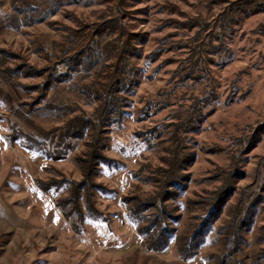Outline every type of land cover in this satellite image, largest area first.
Segmentation results:
<instances>
[{
  "label": "rangeland",
  "instance_id": "obj_1",
  "mask_svg": "<svg viewBox=\"0 0 264 264\" xmlns=\"http://www.w3.org/2000/svg\"><path fill=\"white\" fill-rule=\"evenodd\" d=\"M234 1L121 0L141 56L125 62L117 109L94 132L87 120L97 121L116 34L96 38L88 65L40 104L22 88L39 80L9 70L54 62L78 24L120 15L116 1L0 0V49L17 55H0V264H212L230 228L241 258L264 249V11L237 12ZM94 140L107 161L89 168V202L69 182L84 179ZM169 180L174 237L154 251L138 230L153 210L134 214L124 200L156 198ZM39 181L58 183L44 192ZM225 186L220 217L184 258Z\"/></svg>",
  "mask_w": 264,
  "mask_h": 264
},
{
  "label": "trees",
  "instance_id": "obj_2",
  "mask_svg": "<svg viewBox=\"0 0 264 264\" xmlns=\"http://www.w3.org/2000/svg\"><path fill=\"white\" fill-rule=\"evenodd\" d=\"M115 1L118 12L119 14L121 12V14L117 17L94 23L91 26L78 24L76 29L70 30V35L75 42L74 46L67 51H61L54 62H49L47 65L38 68L23 61L9 70V72L15 76L39 80L38 83L23 85L22 88L27 93H35L36 97H34V104H40L46 99L48 91L57 84L63 82L67 78L69 72L78 70L81 66L88 65L92 57V52H97L96 38L116 34L119 39V44L116 45L115 50L112 52L111 63L108 65L107 73L105 74L106 82L101 91L96 92L95 100L98 102V106L96 108L95 117L97 121L92 122L91 120H87V123L90 124L94 132L99 130L100 121L117 109L116 94L123 86L125 62L129 58H140L141 56L138 49L134 47V40H138L139 35L133 33L128 25L124 23V14H122L123 12L120 9L121 0ZM229 7L237 12H245L247 14L260 13L264 11V0H237L231 2ZM0 55L10 59L17 58L15 57L17 55L14 53L3 49H0ZM58 66H61L62 70ZM96 161L103 163L106 162L107 159L98 153L97 142L94 140V143H92V151L88 154L86 159L82 160L87 168L84 179L81 182H69L73 185V196L75 192L85 187L88 191L87 200H90L89 188L91 183L89 179V168ZM57 183L56 181H51L49 183L38 182L39 188L44 192L49 190L51 184ZM171 187L172 181L169 180L159 189L160 191L157 193L156 198H132L124 200V203L130 207V210H132L134 214L140 215L149 210H153L154 213L151 219L146 225L138 229L141 234L148 238V248L150 250L157 251L163 249L167 245L169 239L174 237V229L167 226V220L171 218L172 215L166 203L175 197V193L170 189ZM227 190L228 187L225 186L213 193V197L207 204V211H205V214L200 218L199 223L188 233L184 245L180 248V253H182L181 255L184 258H189L194 255V250L204 241L212 224L220 217L223 206L231 196L226 193ZM68 202H70V200L66 199V201L58 203V205L65 208ZM74 209L80 212L77 198L74 203ZM262 230L264 232V226ZM223 238L224 249L227 251L223 254L212 255V264H264V249L252 255L250 258H241L239 256L241 252L238 240L239 236L232 228L225 233Z\"/></svg>",
  "mask_w": 264,
  "mask_h": 264
}]
</instances>
